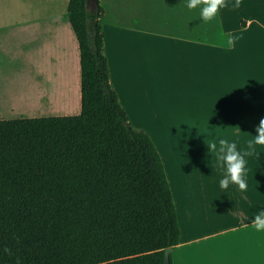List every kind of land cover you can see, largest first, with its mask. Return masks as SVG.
I'll return each mask as SVG.
<instances>
[{
	"label": "crops",
	"instance_id": "obj_1",
	"mask_svg": "<svg viewBox=\"0 0 264 264\" xmlns=\"http://www.w3.org/2000/svg\"><path fill=\"white\" fill-rule=\"evenodd\" d=\"M100 1L110 80L127 113L129 95L139 106L153 103V91L139 82H157L152 66L165 38L167 82H185L184 103L196 109L188 118L199 119L198 134L246 146L264 118V0H239L238 7L225 0L218 16L223 32L236 37L231 47L216 46L218 33L208 41L158 31L130 21L121 0ZM68 3L0 0V120L80 114V49ZM53 71L58 82L49 78ZM196 82L210 83L195 95ZM210 144L170 145L168 167L162 160L180 226L173 264H264V231L252 225L264 207V146H256L258 157H245L247 188L240 190L234 183L220 188L222 172Z\"/></svg>",
	"mask_w": 264,
	"mask_h": 264
},
{
	"label": "trees",
	"instance_id": "obj_2",
	"mask_svg": "<svg viewBox=\"0 0 264 264\" xmlns=\"http://www.w3.org/2000/svg\"><path fill=\"white\" fill-rule=\"evenodd\" d=\"M67 12L81 112L0 120V264H165L178 216L157 147L111 84L104 8Z\"/></svg>",
	"mask_w": 264,
	"mask_h": 264
},
{
	"label": "rangeland",
	"instance_id": "obj_3",
	"mask_svg": "<svg viewBox=\"0 0 264 264\" xmlns=\"http://www.w3.org/2000/svg\"><path fill=\"white\" fill-rule=\"evenodd\" d=\"M121 1L125 5L124 12L126 10L131 17L130 21L140 22L161 32L178 33L190 37L200 36L205 40L213 41L220 31L215 20L205 23L199 18V6L192 11L187 10L186 0ZM106 33L109 41L110 33ZM169 42L168 39L163 38L156 50L157 63L152 66L151 73L157 82H139L144 88H150L153 91V103L149 106H139L132 101L134 95L127 96V99H130L127 114L132 126L149 134L166 167H168V146L197 145L202 139H205V142L213 143L216 138L224 137L214 134L200 136L197 131L199 119L188 118L189 111L193 108H187L184 103L186 98L185 82H167L166 56ZM179 77L181 80V68ZM131 83L133 85L137 82ZM206 83L210 82H196L194 94L197 95L199 90L206 86ZM146 95L147 91L143 89L140 96L145 97Z\"/></svg>",
	"mask_w": 264,
	"mask_h": 264
},
{
	"label": "clouds",
	"instance_id": "obj_4",
	"mask_svg": "<svg viewBox=\"0 0 264 264\" xmlns=\"http://www.w3.org/2000/svg\"><path fill=\"white\" fill-rule=\"evenodd\" d=\"M199 6V18L208 23L215 20L220 32L215 41L216 46L231 47L236 37L225 34L222 30L221 22L218 16V10L226 7L225 0H186V9L192 11ZM236 7L239 6V0H236ZM257 145L264 146V118H261L256 128V134L246 142V146L238 149L235 140L226 138L220 139L217 143H211V150L215 157L216 166H220L222 179L219 180L221 189H227L229 183H234L240 190H246L247 168L246 159L249 156H259ZM252 225L257 232L264 231V207H261L258 214L254 216Z\"/></svg>",
	"mask_w": 264,
	"mask_h": 264
},
{
	"label": "water",
	"instance_id": "obj_5",
	"mask_svg": "<svg viewBox=\"0 0 264 264\" xmlns=\"http://www.w3.org/2000/svg\"><path fill=\"white\" fill-rule=\"evenodd\" d=\"M95 5H96V0H86V7L88 10H92ZM170 252H171V248L170 247L166 248L165 264H170Z\"/></svg>",
	"mask_w": 264,
	"mask_h": 264
},
{
	"label": "bare ground",
	"instance_id": "obj_6",
	"mask_svg": "<svg viewBox=\"0 0 264 264\" xmlns=\"http://www.w3.org/2000/svg\"><path fill=\"white\" fill-rule=\"evenodd\" d=\"M49 74H50V77H49V78H51V79H50L51 81L55 82V79H56L57 82H58V81L60 80L59 77H58L59 75H57V72L53 71V72H49ZM55 74H56V75H55ZM41 79H42V78H41ZM15 83H17V82H15ZM63 83H64V82H62V84H63ZM65 83H66V82H65ZM20 84H21V82H20ZM25 84H26V82L23 83V85H25ZM18 86H20V85L17 84V87H18ZM17 87H16V88H17ZM18 89H19V88H18ZM18 89H17V90H18ZM20 90H21V89H20ZM19 103H23V102L19 101Z\"/></svg>",
	"mask_w": 264,
	"mask_h": 264
}]
</instances>
